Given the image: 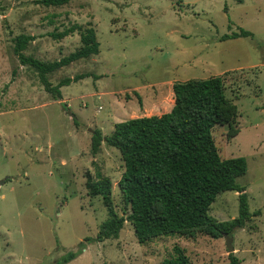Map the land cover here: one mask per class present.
I'll list each match as a JSON object with an SVG mask.
<instances>
[{
	"label": "rangeland",
	"instance_id": "obj_1",
	"mask_svg": "<svg viewBox=\"0 0 264 264\" xmlns=\"http://www.w3.org/2000/svg\"><path fill=\"white\" fill-rule=\"evenodd\" d=\"M36 1L0 0V264H55L95 237L108 217L102 197L87 194V177L97 171L110 177L122 214L117 182L123 161L104 140L91 153L93 130L108 136L116 122L161 116L173 105L174 81L212 75L223 76L235 120L213 128L215 144L222 158L246 159L247 171L236 181L246 188L249 210L260 211L231 231L233 253L240 264H264V0ZM75 22L91 24L99 53L48 74L56 84L90 73L62 86L61 99L54 100L36 70L20 64L13 38L35 35L24 52L58 60L80 46L79 34L54 40L48 33ZM240 29L252 36L220 39ZM238 204L237 192L224 191L209 212L231 220ZM174 245L192 264H229L223 236L139 243L127 221L117 238L86 244L66 264H160Z\"/></svg>",
	"mask_w": 264,
	"mask_h": 264
},
{
	"label": "trees",
	"instance_id": "obj_2",
	"mask_svg": "<svg viewBox=\"0 0 264 264\" xmlns=\"http://www.w3.org/2000/svg\"><path fill=\"white\" fill-rule=\"evenodd\" d=\"M69 1L36 2L60 6ZM74 33L79 34L80 46L52 61L24 52L35 35L20 33L13 38V52L20 64L36 70L45 91L54 100L61 99L62 86L90 76V73L64 77L56 84L50 82L48 74L99 53V42L90 23L83 26L75 22L61 30L55 28L48 35L61 40ZM242 36H252V33L240 29L224 34L220 39ZM225 90L222 75L174 81L173 105L161 116H138L116 122L108 136H103L99 129L93 130L91 153L96 154L104 140L108 146L118 149L123 161L124 169L117 182L122 214L115 209L110 177L99 171L94 178L88 176L87 194L102 197L108 217L100 224L95 237L84 238L55 264H66L77 258L88 243L117 238L125 221L133 226L137 241L147 243L158 236L195 238L198 233H203L221 237L224 233L230 234L235 227H244L253 215L260 213L249 210L246 188L236 181L247 171L246 159L242 156L222 158L214 141L212 130L216 125L227 122L231 126L235 121L227 106L230 100ZM234 105L236 110L237 105ZM260 108L264 109V105ZM238 132H232L231 136ZM230 190L238 193V215L231 220L219 221L210 215L211 204L218 194ZM172 250L173 254L160 264H192L183 248L174 245ZM228 258L229 264H240L234 253H229Z\"/></svg>",
	"mask_w": 264,
	"mask_h": 264
},
{
	"label": "water",
	"instance_id": "obj_3",
	"mask_svg": "<svg viewBox=\"0 0 264 264\" xmlns=\"http://www.w3.org/2000/svg\"><path fill=\"white\" fill-rule=\"evenodd\" d=\"M1 183H2V181H0V184ZM223 237L225 239V244H226V248H227L228 253H233L234 252V247H233V244H232V241H233L232 235L224 233Z\"/></svg>",
	"mask_w": 264,
	"mask_h": 264
},
{
	"label": "crops",
	"instance_id": "obj_4",
	"mask_svg": "<svg viewBox=\"0 0 264 264\" xmlns=\"http://www.w3.org/2000/svg\"><path fill=\"white\" fill-rule=\"evenodd\" d=\"M62 94V93H61ZM0 113H1V111H0Z\"/></svg>",
	"mask_w": 264,
	"mask_h": 264
}]
</instances>
